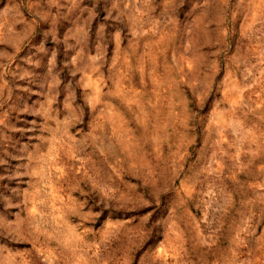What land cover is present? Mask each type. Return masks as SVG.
Segmentation results:
<instances>
[{
	"label": "rangeland",
	"instance_id": "rangeland-1",
	"mask_svg": "<svg viewBox=\"0 0 264 264\" xmlns=\"http://www.w3.org/2000/svg\"><path fill=\"white\" fill-rule=\"evenodd\" d=\"M0 264H264V0H0Z\"/></svg>",
	"mask_w": 264,
	"mask_h": 264
}]
</instances>
